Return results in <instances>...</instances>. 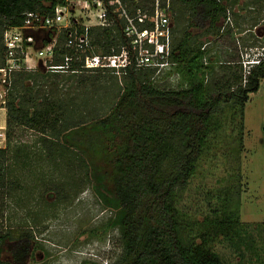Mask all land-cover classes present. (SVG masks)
I'll list each match as a JSON object with an SVG mask.
<instances>
[{
    "label": "trees",
    "instance_id": "trees-1",
    "mask_svg": "<svg viewBox=\"0 0 264 264\" xmlns=\"http://www.w3.org/2000/svg\"><path fill=\"white\" fill-rule=\"evenodd\" d=\"M229 1L170 0L168 62L172 67L161 74L171 82L169 86L155 84L156 68H128L122 77L108 71L91 74L78 69L77 73H15L4 102L7 119L6 147L0 149V223L7 220V199L16 191H11L5 171L7 154L14 152L9 134L14 125L39 133L37 143L48 162L56 169L66 167L65 183L56 186L60 204L90 185L102 207L110 212L104 229L116 231L120 245L118 256L110 264H228L217 251V244L232 250L237 264H263V248L257 245L251 227L240 222L238 198L232 207L227 199L220 207L210 206V214H201L199 221L193 219L196 214L190 218L178 206L179 190L194 176L209 133L221 127L216 114L222 108L229 109L230 117L238 115L240 119L238 146L232 149L238 158L242 151V111L249 95L256 93L264 80L262 50L243 65L244 70L240 65L224 67L225 74L212 88L192 84L190 77L208 70L199 62L204 56L199 37L218 36L219 24L232 8ZM63 2L0 0V67L4 65L5 29L21 26L28 12L52 14ZM90 36L95 53L110 54L125 45L117 25L92 28ZM57 41L56 65L69 53L64 47V33ZM36 74L41 75L44 88L55 85L56 93L49 88L40 96L34 89L41 85H37ZM71 83L76 90L81 89L71 96L72 100L80 96L77 103L63 99L69 93L61 91ZM15 150L24 155L16 157L25 164L26 151L21 147ZM32 240L28 232L0 225V264H28ZM6 245H10V262L2 261Z\"/></svg>",
    "mask_w": 264,
    "mask_h": 264
},
{
    "label": "rangeland",
    "instance_id": "rangeland-1",
    "mask_svg": "<svg viewBox=\"0 0 264 264\" xmlns=\"http://www.w3.org/2000/svg\"><path fill=\"white\" fill-rule=\"evenodd\" d=\"M229 2L232 8L228 11V18L219 24L218 36L199 37L200 51L204 53L199 62L208 70L190 77L193 85L212 88L214 82H219L225 74L224 67L240 65L244 70L243 65L264 50V0ZM154 75L155 84L170 85L171 82L161 73ZM35 77L38 78L37 85H41L34 86V89L41 96L42 91L50 87L44 88L39 80L41 75L36 74ZM180 79L186 84L184 78ZM0 87L5 102L8 91L1 83ZM64 88L65 91L61 92L69 93L63 97H66L64 101L79 102L80 96L74 100L71 96L77 94L80 88L76 90V85L72 83ZM52 89L56 93L55 85L50 91ZM229 113L228 108H222L216 114L221 127L209 133L207 148L196 163L194 176L179 190L178 206L190 218L196 214L193 219L199 221L201 214L204 217L210 214V206L212 209L220 207L221 201L227 199V205L232 207L238 198L240 222L251 227L257 245L264 250V228L255 227L264 225V80L260 82L258 91L249 95L243 108L242 151L237 154L238 158L232 154V149L238 146L240 119L238 115L230 117ZM9 134L10 147L14 152L7 154L5 171L12 183L11 191H16L11 199H7V220L0 225L32 235V255L28 264L112 263L120 252L118 234L116 231H105L104 225L110 212L102 207L90 185L83 186L74 199L72 197L60 204L61 198L56 190L68 177L66 167L56 169L48 162L41 144L37 143V138L41 136L39 133L12 125ZM17 147L28 155L25 164L20 163L23 154L15 150ZM190 218L186 220L190 221ZM9 246L4 247L2 261L10 262ZM215 247L228 264H237V255L232 250L222 244ZM262 254L260 260L264 261V252Z\"/></svg>",
    "mask_w": 264,
    "mask_h": 264
},
{
    "label": "built area",
    "instance_id": "built-area-1",
    "mask_svg": "<svg viewBox=\"0 0 264 264\" xmlns=\"http://www.w3.org/2000/svg\"><path fill=\"white\" fill-rule=\"evenodd\" d=\"M52 14L28 12L19 27H9L2 35L4 65L0 83L6 90L20 71L77 73L108 71L126 75L128 68H156L164 73L171 48L170 0H63ZM118 26L125 45L110 54L95 53L92 28ZM65 34L69 52L56 65V46Z\"/></svg>",
    "mask_w": 264,
    "mask_h": 264
},
{
    "label": "crops",
    "instance_id": "crops-1",
    "mask_svg": "<svg viewBox=\"0 0 264 264\" xmlns=\"http://www.w3.org/2000/svg\"><path fill=\"white\" fill-rule=\"evenodd\" d=\"M6 119H7V113L4 107V99L0 92V149H4L6 147L5 144Z\"/></svg>",
    "mask_w": 264,
    "mask_h": 264
}]
</instances>
